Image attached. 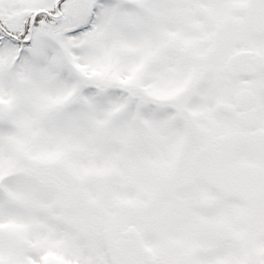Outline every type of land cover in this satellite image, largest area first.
Returning a JSON list of instances; mask_svg holds the SVG:
<instances>
[{
	"label": "snow or ice",
	"instance_id": "snow-or-ice-1",
	"mask_svg": "<svg viewBox=\"0 0 264 264\" xmlns=\"http://www.w3.org/2000/svg\"><path fill=\"white\" fill-rule=\"evenodd\" d=\"M0 264H264V0H0Z\"/></svg>",
	"mask_w": 264,
	"mask_h": 264
}]
</instances>
